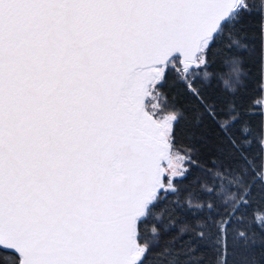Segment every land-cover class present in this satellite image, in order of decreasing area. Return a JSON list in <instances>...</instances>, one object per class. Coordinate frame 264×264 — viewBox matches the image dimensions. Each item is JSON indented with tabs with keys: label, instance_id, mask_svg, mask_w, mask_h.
Returning <instances> with one entry per match:
<instances>
[{
	"label": "snow or ice",
	"instance_id": "obj_1",
	"mask_svg": "<svg viewBox=\"0 0 264 264\" xmlns=\"http://www.w3.org/2000/svg\"><path fill=\"white\" fill-rule=\"evenodd\" d=\"M0 264H264V0H0Z\"/></svg>",
	"mask_w": 264,
	"mask_h": 264
},
{
	"label": "trees",
	"instance_id": "obj_2",
	"mask_svg": "<svg viewBox=\"0 0 264 264\" xmlns=\"http://www.w3.org/2000/svg\"><path fill=\"white\" fill-rule=\"evenodd\" d=\"M253 94L256 95L257 97H259V92H258V86L257 85H253Z\"/></svg>",
	"mask_w": 264,
	"mask_h": 264
}]
</instances>
